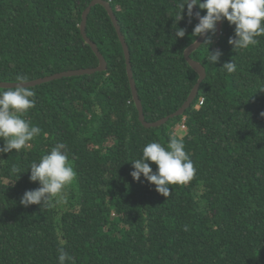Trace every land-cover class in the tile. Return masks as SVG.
<instances>
[{"label": "trees", "instance_id": "trees-1", "mask_svg": "<svg viewBox=\"0 0 264 264\" xmlns=\"http://www.w3.org/2000/svg\"><path fill=\"white\" fill-rule=\"evenodd\" d=\"M106 1L145 120L177 111L199 78L188 0ZM90 2L0 0V82L97 67ZM194 2L206 77L159 127L99 4L86 32L105 71L0 88V264H264V0Z\"/></svg>", "mask_w": 264, "mask_h": 264}, {"label": "water", "instance_id": "water-1", "mask_svg": "<svg viewBox=\"0 0 264 264\" xmlns=\"http://www.w3.org/2000/svg\"><path fill=\"white\" fill-rule=\"evenodd\" d=\"M188 3H189V9L200 27V33L197 39L194 42H192L189 46L186 47V49L184 50V57L186 61L188 62V64L198 73L199 78L196 84L194 85L193 89L191 90L190 94L188 95L186 101L183 103V105L177 111L157 121L148 122L145 120L142 102H141V99L139 98L136 82L133 76L129 47L126 42L125 36L123 35L121 31V26L119 25L118 19L113 11V8L110 5L109 1H106V0H91L89 5L85 8V10L82 13V21L80 23V32H81L83 39L85 40L87 44L90 45L93 52L99 59V65L97 67L72 69V70L56 73L54 75L45 76L43 78H39V79H35L32 81H27V82H0V88L32 87V86H35L41 83L49 82V81L56 80V79H61L63 77L80 76V75H87V74L89 75V74H94L99 71H105L107 69V62L104 56L102 55V53L99 51L97 45L88 37L87 32H86L88 15L92 7L99 4V5H102L106 9L116 29L119 40L122 44L124 55H125V61H126L127 75H128L129 82H130L133 100L138 110L139 121L146 128L159 127L167 123L170 119H173L175 117H178L184 114L186 109L192 104V102L196 98L198 91L200 89V85L206 77L205 67L199 61L194 60L191 57V54L193 51L199 48L200 45L206 40V37L208 35V27H207L205 19L202 17L200 12L198 11L194 0H188Z\"/></svg>", "mask_w": 264, "mask_h": 264}, {"label": "built area", "instance_id": "built-area-1", "mask_svg": "<svg viewBox=\"0 0 264 264\" xmlns=\"http://www.w3.org/2000/svg\"><path fill=\"white\" fill-rule=\"evenodd\" d=\"M202 103H203V98H200L197 106L202 105ZM178 129H180L181 131H184L186 129L185 119H183V121L180 124H178Z\"/></svg>", "mask_w": 264, "mask_h": 264}, {"label": "rangeland", "instance_id": "rangeland-1", "mask_svg": "<svg viewBox=\"0 0 264 264\" xmlns=\"http://www.w3.org/2000/svg\"><path fill=\"white\" fill-rule=\"evenodd\" d=\"M218 27H219V26H218ZM218 27H217V28H218ZM176 127H177V129H176L177 134H179V135L182 134L181 130L178 129V124H177ZM56 179H57V176H56L55 174H52L50 180H49V179L47 180V181H48V184H49V182H50V184L53 185V184L55 183V180H56Z\"/></svg>", "mask_w": 264, "mask_h": 264}]
</instances>
